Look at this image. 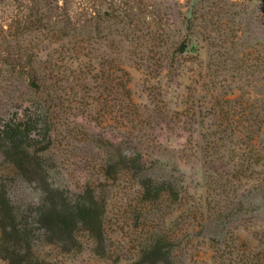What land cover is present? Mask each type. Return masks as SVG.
<instances>
[{
	"label": "rangeland",
	"instance_id": "obj_1",
	"mask_svg": "<svg viewBox=\"0 0 264 264\" xmlns=\"http://www.w3.org/2000/svg\"><path fill=\"white\" fill-rule=\"evenodd\" d=\"M192 1L0 0V130L32 119L52 183L106 204L104 249L82 229L68 252L33 230L40 260L264 264V1L211 0L189 30ZM123 151L141 153L143 169L125 168ZM3 192L20 221L41 201L0 152ZM158 240L166 254L151 258Z\"/></svg>",
	"mask_w": 264,
	"mask_h": 264
},
{
	"label": "trees",
	"instance_id": "obj_2",
	"mask_svg": "<svg viewBox=\"0 0 264 264\" xmlns=\"http://www.w3.org/2000/svg\"><path fill=\"white\" fill-rule=\"evenodd\" d=\"M223 4L230 3V7L235 5V2L230 0H218ZM264 1V0H263ZM211 4V0H193L189 9L187 29L190 30L195 24L197 19L204 20L205 15L199 14L201 11L199 5ZM206 5V6H207ZM259 2L257 6L259 7ZM85 13L86 7L81 8ZM105 15H109L106 11ZM99 17H102L101 14ZM128 14L120 8H114L113 19L119 21H126ZM205 17V18H204ZM257 20L262 19L264 24V13ZM90 18H85L79 23L81 30L79 35H84V31ZM67 26L61 30L62 34L66 33ZM80 37V36H79ZM79 48L84 46V40L79 39ZM183 48H187L184 44ZM123 82L125 93H130L129 82L130 74L127 70L123 71ZM46 78V76L44 77ZM43 78V79H44ZM39 78L36 71H31L28 74L27 87L31 91H37L40 87L38 85ZM42 92L45 93L46 98L49 99L52 94L50 93V86L43 81L41 85ZM50 99H54L51 97ZM55 105L52 101H47L44 105V122L45 130L44 140L47 144L51 140L52 121L50 118L53 114ZM31 118L30 115H28ZM36 122L33 123L32 119L22 123L20 122H6L0 130V152L4 158L11 163L15 170H17L23 179L32 183L40 192L41 201L34 208L33 215H29L25 221H20L15 207L10 204L5 193H0V258L7 264H52L47 261L40 260L32 249L31 235L33 230L39 231L41 238L49 243L54 244L61 248L63 251H72L79 248L76 233L79 229L86 231L97 243V245L104 249L105 233L103 227V216L106 210V204L93 191L87 190L84 194H79L78 198L74 200L68 191L56 187L48 173V168L44 164V160L40 152L47 150L48 145L43 149L32 151L34 148L33 141L37 133ZM122 158L125 161V168H132L135 170H142L141 153L134 154L130 151H123ZM131 164V165H128ZM109 175V173H107ZM158 240L157 244L153 245L151 252L148 253L149 257L157 258L165 253L163 246Z\"/></svg>",
	"mask_w": 264,
	"mask_h": 264
}]
</instances>
